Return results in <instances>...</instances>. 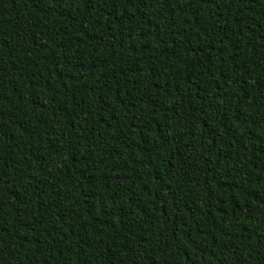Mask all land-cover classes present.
I'll return each instance as SVG.
<instances>
[{
	"label": "trees",
	"instance_id": "obj_1",
	"mask_svg": "<svg viewBox=\"0 0 264 264\" xmlns=\"http://www.w3.org/2000/svg\"><path fill=\"white\" fill-rule=\"evenodd\" d=\"M0 264H264V0H0Z\"/></svg>",
	"mask_w": 264,
	"mask_h": 264
}]
</instances>
